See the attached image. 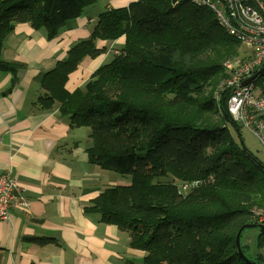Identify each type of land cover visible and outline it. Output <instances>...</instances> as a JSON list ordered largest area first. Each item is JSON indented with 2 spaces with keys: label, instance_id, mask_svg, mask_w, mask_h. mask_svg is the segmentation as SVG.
Masks as SVG:
<instances>
[{
  "label": "trees",
  "instance_id": "trees-1",
  "mask_svg": "<svg viewBox=\"0 0 264 264\" xmlns=\"http://www.w3.org/2000/svg\"><path fill=\"white\" fill-rule=\"evenodd\" d=\"M97 1L0 0V72L21 67L1 57L17 24L45 28L53 38ZM123 36L120 53L69 93V75L103 52L96 41ZM240 46L209 8L191 0H136L102 13L90 38L41 81V107L58 103L71 126L90 130V163L131 177L86 211L127 232L131 247L146 252L144 264H264L242 242L241 255L236 242L246 225L264 226L256 214L264 212V163L236 140L230 91L215 98L223 63L243 57ZM195 182L187 192L179 187Z\"/></svg>",
  "mask_w": 264,
  "mask_h": 264
},
{
  "label": "crops",
  "instance_id": "crops-1",
  "mask_svg": "<svg viewBox=\"0 0 264 264\" xmlns=\"http://www.w3.org/2000/svg\"><path fill=\"white\" fill-rule=\"evenodd\" d=\"M114 1L88 6L53 38L45 28L23 23L4 42L3 61L21 67L15 74L0 72V174L11 171L30 205L12 210L10 221H0V264H144L146 252L131 247L127 232L86 211L106 189L130 185L131 177L90 163V130L71 126L58 103L52 109L38 103L47 93L44 75L90 38L98 16L136 0ZM123 41L113 48L120 50ZM105 45L96 42L98 49ZM109 56L86 58L69 75L66 90L82 88ZM255 153L264 162V153ZM42 239L47 242L40 244Z\"/></svg>",
  "mask_w": 264,
  "mask_h": 264
},
{
  "label": "built area",
  "instance_id": "built-area-1",
  "mask_svg": "<svg viewBox=\"0 0 264 264\" xmlns=\"http://www.w3.org/2000/svg\"><path fill=\"white\" fill-rule=\"evenodd\" d=\"M191 1L196 7L209 8L226 32L247 49L243 57L223 63L227 75L216 87L215 98L220 101L221 92L230 90L227 108L232 119L261 136L264 130V83H259L262 85L260 90L255 85L256 79L242 84L264 70V0ZM261 74L263 77L264 71ZM198 184L185 183L179 187L186 192ZM29 205V199L11 171L0 174V221H10L12 210H27ZM256 214L262 222L264 212L259 210Z\"/></svg>",
  "mask_w": 264,
  "mask_h": 264
},
{
  "label": "rangeland",
  "instance_id": "rangeland-1",
  "mask_svg": "<svg viewBox=\"0 0 264 264\" xmlns=\"http://www.w3.org/2000/svg\"><path fill=\"white\" fill-rule=\"evenodd\" d=\"M111 1H114V0H111ZM116 1H125V0H116ZM106 2V4L108 5V4H114V5H116L118 2H108V0H100V4H98L99 5V7L103 4V3H105ZM98 7V6H97ZM123 8H125V7H123ZM117 9H120V8H108V9H106V11H104L103 13H106V12H109V11H111V10H117ZM102 14V13H101ZM100 14V15H101ZM100 15L98 16V19H99V17H100ZM121 40H124L123 41V44H125V41H126V37L125 36H123V37H121V38H119V39H117V40H114V41H105L106 42V45L101 49V50H103V52L101 53V54H108V55H110L109 56V58L112 56L113 57V55L114 54H116V53H120V50L119 49H117V48H113L114 46H116V47H119L118 45H119V42L121 41ZM99 41V40H98ZM102 41V40H101ZM97 42V41H96ZM114 45V46H113ZM107 47V48H106ZM243 47V46H242ZM247 50V49H246ZM246 50H244V52L246 51ZM243 52V53H244ZM242 53V49H241V46H240V54ZM100 54V55H101ZM99 55V56H100ZM239 55H236V56H233V57H231V58H229V60H231V59H235L236 57H238ZM98 57V56H97ZM96 57V58H97ZM91 59V58H90ZM228 60V59H227ZM227 60H226V62H227ZM100 68V67H99ZM223 73H224V77L222 78V79H224L225 77H226V75H227V70L225 69V67H224V65H223ZM221 79V80H222ZM256 79V81H255V85L258 87V89L260 90V89H262V85H260L259 83H260V81H261V79H262V74L261 73H259L258 75H257V77L255 78ZM254 79V80H255ZM253 80V81H254ZM230 91V90H229ZM232 92V91H231ZM254 93H255V90H254ZM263 94H264V92H263ZM251 126H254V125H251ZM240 128H239V134L237 133V132H235V137H236V140H237V142H241V141H243V144L245 145V147H247V148H249L250 149V151H251V153L252 154H256L255 152H256V150H259V151H261L262 153H264V148H263V143H264V136H262V133L263 132H261V136H258V135H256L253 131H251L249 128H247L246 126H239ZM239 135L241 136V137H239ZM260 141H259V140ZM263 145H262V144ZM261 145V146H260ZM261 147H262V149H261ZM264 163V162H263ZM197 188V187H196ZM195 189V188H194ZM193 190V189H192ZM187 192V191H186ZM186 195H188V193H184L183 194V196H186ZM263 217V219H264V216H262ZM257 221H258V223L259 224H264V220L262 221V222H260V216L257 218ZM262 231L259 229V228H252V229H246L245 231H244V234H243V236H242V238H240V241L242 242V244H243V246L245 247V253L249 256V257H251V258H255V257H252V256H254L255 254H256V251H258V250H262V252H260V251H258V253H260V254H262V256H264V247H261L260 248V240H259V235H260V233H261Z\"/></svg>",
  "mask_w": 264,
  "mask_h": 264
},
{
  "label": "water",
  "instance_id": "water-1",
  "mask_svg": "<svg viewBox=\"0 0 264 264\" xmlns=\"http://www.w3.org/2000/svg\"><path fill=\"white\" fill-rule=\"evenodd\" d=\"M263 71H264V70L260 71V73H263ZM256 77H257V75H255V76L252 77V78H249L248 80H246V81L242 84V86L248 84V83L251 82V81H253ZM255 226H256V225H246L245 227L241 228V230L239 231V233H238V235H237V240H236V242H237V246H238L239 253H240L241 255H243V254H242V251H241V246H240V242H241V241H240L241 234H242V232H243L244 229H246V228H255ZM258 228L262 231L261 233L264 234V226H259Z\"/></svg>",
  "mask_w": 264,
  "mask_h": 264
}]
</instances>
